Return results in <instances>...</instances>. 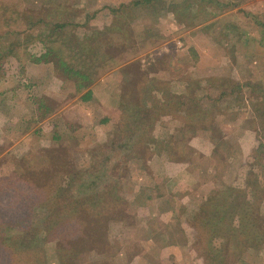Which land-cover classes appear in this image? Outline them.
Masks as SVG:
<instances>
[{"label": "rangeland", "instance_id": "1", "mask_svg": "<svg viewBox=\"0 0 264 264\" xmlns=\"http://www.w3.org/2000/svg\"><path fill=\"white\" fill-rule=\"evenodd\" d=\"M15 1L0 0V4L4 3L0 5V18L2 11L7 10L6 7L9 8L7 10L9 15H12L13 10H17ZM136 1L140 2L138 5L140 18L134 29L132 22L135 7L129 6ZM17 2H21L24 9L37 11L33 12L35 15L41 13L39 11L42 9H48L49 4H52L54 7L49 9L48 15L53 20L66 18L71 21L63 33L65 38H84L91 34V26L92 29L94 27L103 29L109 26L113 32L107 33L101 39L106 42L109 40L112 44L115 43L118 52H121L120 48L123 46L121 42L129 39L133 50L126 51L129 54L121 55L128 57L121 65L130 64L123 66L118 76H113L111 79L113 83L109 86L108 94L111 95L113 89L119 85L122 86L123 93L126 90L135 91L136 82L143 74H146L144 72L146 69H151L148 73L149 77H156L159 83L153 89V86L148 87L152 90L147 96L145 95L146 98L152 99L153 95L162 97V93H156V88L163 86L168 91L166 93L169 94V98L177 99L174 102L173 109L175 110L178 107L177 102L184 98V94L188 97L202 98L203 109L211 111L206 113L202 120V123L208 128H198L196 132L184 130L183 140L176 144H180L178 146L184 148L181 160L171 161L169 164V166L172 164L171 168L166 172L167 174H164V178L159 176L157 178V182L164 183L162 190L168 192L163 193L164 195L171 194L177 184L184 179L189 180L188 182L192 185L198 178L201 181L200 186H203L207 193L205 194L202 190L197 196L199 201L197 207H200L204 199L218 189L212 190L219 183V180L213 178L217 174L214 168L222 169V160L226 153L234 151L235 154L230 165L237 164L236 156L240 152V142L243 143L245 153H242L245 157L243 164L239 162L241 172L237 169L235 172V167L232 165L233 167L231 166L228 170L231 178L229 179L230 185L226 186L238 187L247 191L256 181L261 184L264 190V151L259 150V144L264 139L262 129L264 118L259 117L253 104L257 99H259L258 101L264 99V0H120L114 6L120 9L116 14L111 11L114 4L108 5V0H17ZM99 9L101 10L97 17L89 19V16ZM185 9H187V14L183 15ZM168 13L169 21L167 20L169 18L165 17ZM24 21L22 18H14L11 26L13 29L10 32L15 31L16 33L0 38V188L15 194H21V191L25 189L20 188V184L17 182L12 186H17L15 191L8 189L11 188L10 185H4L8 181H16L17 178L14 176L20 170L35 171L36 176L42 179L41 183L46 178L51 180L48 176L51 172L48 170H46L48 174L40 173L44 165L40 155L41 153L46 154L47 150H53L54 147L62 146L61 141L63 140L53 141L54 134L58 133L62 139H66L68 144H75L74 147L70 145L71 149L88 147L87 149L91 150L92 146L100 144L98 142L95 145L87 144L86 146L87 141H82L81 135L83 134L78 129L82 126L81 123L77 122L74 130L69 123L66 124L65 118H69V114H65L63 118L61 117L62 119L59 118L60 121L57 122L52 120L57 114L52 119L47 116L45 117L47 122L43 123V120L46 119L41 118V113L47 115L50 112L57 113L62 105L72 102V98L79 95L75 94V85L72 82L65 81L57 74L54 61L48 63L53 65L57 75L51 79V82L43 81L39 85L36 80H30L25 76L33 62L29 60L30 55L24 52L22 47L16 48L15 55H8L1 59L2 55H6L10 41H23L24 35L20 33L28 27ZM117 26L125 27L127 35L124 31L118 30ZM29 31L31 32V30ZM33 32L38 33L35 28ZM4 33L5 31L0 28V34ZM175 37H178V42H173ZM168 39L172 42L165 44ZM41 46L42 44L39 43L35 46L26 44L27 50L30 52L29 49H31L32 53L40 52ZM134 49L141 51L134 55ZM215 64L218 65L217 75H200L199 69L210 71V66ZM23 66H25L24 70H22ZM196 70H198L197 73ZM39 74L40 72H35L33 75L39 77ZM194 79L200 81L202 86L193 91L192 81ZM43 83L60 93L52 96L48 89H45L46 93L40 92L39 87H45ZM104 85L106 86V84ZM256 87L260 88L262 93L257 91L256 98H252L251 103L247 102L245 98L250 97L251 89ZM18 88H20L19 93L17 92ZM34 88L39 89V94H36L37 91L34 92ZM43 103L48 108L50 107L51 111L44 107L41 109L40 115H36L38 111L35 108L39 105L43 106ZM24 113L28 116V120L20 117ZM111 113L113 114L114 111ZM179 114L183 115L184 112L179 111ZM69 119L74 120L71 115ZM164 119L158 123V129L155 132L158 143L154 147L166 153L165 144L168 140L172 137L179 139V136H182L179 133V127L181 122L184 123V119L181 117L171 118L170 116L168 119ZM43 126L46 127L45 131L42 129ZM112 127L113 125L109 130L103 131V135L100 132L101 142L107 140ZM35 131L40 132L36 133ZM94 131L99 133V130L94 129ZM47 135L48 140L45 138ZM226 136H230L227 139L228 142H226ZM49 138L52 139V144L49 143ZM174 143L175 141H173ZM90 150L86 152L88 155L79 154L74 157L78 161L92 160L94 152ZM212 151L214 154L209 157ZM72 152L79 151L72 150ZM235 157L236 159H234ZM149 161L145 163L143 160L132 159L127 163L130 176L123 180L124 184L122 185L124 194L130 201L135 197L133 194L136 191H145L148 187L154 186L153 183L156 179L152 177L155 175L149 173ZM231 171H234L233 176H231ZM115 174H118V169L115 170ZM219 174L220 172L218 176ZM54 175L58 177L55 183H60L59 174L54 173ZM63 186L65 187V183ZM262 191L259 192L264 198ZM247 194L249 195L251 192ZM83 208L77 213L84 212ZM136 208L135 202L129 204V210L132 213L136 211ZM143 213H146V201L140 203L139 209L134 213L136 215L132 225L126 224L130 221H125L126 223L112 221L110 223L109 238L107 237L105 241L106 244L113 243L116 247L114 251H117L114 254L108 253L111 255L109 257L112 260L111 264H204L202 254L205 252V245L196 240L198 239L196 237L197 229L195 224H192L193 218H187L191 224H189L188 243L184 245L180 240L186 237H181V233L167 235L157 241L152 238V236H158L159 223L156 219L152 221L153 229L150 233L151 228L145 227L149 223L145 224V214ZM260 213L264 215V202ZM38 214L41 216L42 211H39ZM185 214L189 217V212ZM157 220L159 219L157 218ZM31 224L37 227L41 225V222L33 220ZM151 234V240L150 238L146 240ZM80 235L83 236V233L80 232ZM163 244L172 246L165 250L162 248ZM162 249L163 252H161ZM48 250L51 258L50 263L59 264L54 248L49 247ZM7 254L0 247V264H6L3 260L8 259ZM81 254L82 260H78H81L83 264H92L95 260L104 258V255L99 256L95 250L83 251ZM245 260L251 264H264V249L248 250Z\"/></svg>", "mask_w": 264, "mask_h": 264}, {"label": "trees", "instance_id": "2", "mask_svg": "<svg viewBox=\"0 0 264 264\" xmlns=\"http://www.w3.org/2000/svg\"><path fill=\"white\" fill-rule=\"evenodd\" d=\"M15 2L17 10H13L12 15L17 19H24L28 27L20 33L24 35L23 41H10L6 55H2L1 59L15 55L16 48L22 47L33 63L54 61L57 74L75 85V94L84 92L81 96L83 101L92 99L91 86L96 81L128 59L121 55L129 54L126 51L132 49L129 39L121 42L123 46L120 51L125 53L118 52L115 43L102 41V36L113 32L109 26H103V29L91 28V34L84 38H65L63 33L71 21L66 18L53 20L48 15L49 9L54 7L52 4H49L51 8L42 9L39 11L41 13L35 15L33 12L37 11L24 9L21 2ZM139 3L136 1L129 7L138 6ZM7 10L1 13L0 28L5 33L0 34V38L16 33L10 32L14 18ZM186 10L182 11L183 15L187 14ZM111 11L116 14L120 9L111 8ZM99 12L100 10L93 12L89 19L97 17ZM34 28L38 33L33 32ZM118 30L127 35L125 27L120 26ZM38 43L42 44L40 52L32 53L29 49L30 53L27 50L26 44L35 46ZM140 51L134 49L133 54ZM24 69L25 66L22 67V70ZM150 70L146 69V74L136 82L135 91L122 92L119 108L103 118L104 123L112 122L113 125L105 142H99L100 144L92 146L91 150L87 149L88 147L71 149L70 145L74 147L75 144H68L66 139L56 133L53 141L63 140L61 144L65 146L62 144L64 147H54L53 150H47L46 154L40 155L45 165L40 173L51 172L48 174L51 180L46 178L41 183L42 179L36 176L35 171L23 169L14 176L16 181H8L4 185H10L11 188L8 189L15 191L17 186H12L15 182L19 183L20 188L25 189L21 194L0 188V247L8 253V259H2L3 262L51 264L48 249L53 247L59 264H83L81 253L88 250H95L99 256L104 255L103 259H97L96 263L92 264H111V255L108 253L114 254L117 251H114L116 247L113 243L106 244L105 241L110 223L130 221L126 224L132 225L136 215L134 213L147 197L145 193L139 192L135 200L130 201L124 194L123 180L130 176L127 163L132 159L146 163L154 154L161 153V149L154 147L158 143L155 132L160 120L166 117L184 119V123L181 122L179 127L182 136H179V139L172 137L165 144L171 161L181 160L184 148L176 144L183 140L184 130L196 132L198 128H208L202 120L206 113L211 111L203 109L202 98L184 94V98L177 102L176 110L173 108L177 99L169 98L164 86L156 88V93H162V97L153 95L152 99L146 98L149 91L159 83L156 77H149ZM192 85L193 91L202 86L196 79L192 81ZM150 86H153L152 89H148ZM257 91L262 93L260 88H252L250 97L245 98L246 101L251 103L252 98H256ZM258 100L253 104L255 111L263 119L264 99ZM44 107L51 111L50 107L43 103V106L36 107V115H40ZM179 111L184 114L180 115ZM50 114L51 112L48 113ZM41 115V118L48 116L42 113ZM262 129L264 131V125ZM68 142L70 143V140ZM87 150L94 152L92 160L78 161L74 157L79 154L88 155ZM259 150L264 151V139L259 144ZM114 160L117 162H113ZM54 173L59 174L60 183H55L58 177ZM64 183L65 187H62ZM251 185L247 191L233 186L214 190L204 199L193 216L195 222L192 221V224L194 223L197 229L196 240L205 245V252L202 254L204 264H251L245 260L246 252L251 249H264V215L260 213L264 198L259 192L263 189L256 181ZM249 192L251 194L248 195ZM132 202L137 206L134 213L129 210V204ZM82 208L84 212L77 213ZM89 209L91 211L88 212ZM39 211H42L41 216ZM33 220H39L41 225L32 226ZM102 244H105V247Z\"/></svg>", "mask_w": 264, "mask_h": 264}, {"label": "crops", "instance_id": "3", "mask_svg": "<svg viewBox=\"0 0 264 264\" xmlns=\"http://www.w3.org/2000/svg\"><path fill=\"white\" fill-rule=\"evenodd\" d=\"M102 1V0H101ZM104 1V0H103ZM120 0H108L109 3H107L108 5H113V8H116L114 6H116L118 4ZM105 4V3H104ZM101 10V9H99ZM133 12L135 13L134 18H133V22H132V26L135 29L137 27V23L139 22V16H138V6H135V8L133 9ZM168 21L170 20V16L169 13L167 15H165ZM92 28V26H91ZM95 28V27H94ZM97 28V27H96ZM173 42H178V37H175L173 39ZM166 42L170 43L172 42V40L168 39ZM169 45V44H168ZM130 63H125L124 65H121L119 67H116L115 69L111 70L110 72H108L107 74H105L104 76H102L98 81H96L92 86V92H93V97L91 100L88 101H83L81 99V96L84 94L81 93L78 96L72 98V102H68L67 104H64L61 106V108L58 110L57 113H51L50 118L52 119L56 114L55 118H53L52 120L60 121L59 118H63L64 115L69 114V118L70 115L72 116V119H74L73 121L71 119H69L68 117L65 118L66 119V124L69 123L70 127L72 128V130L75 129V125H77V122H80L82 126H80V128L78 127V129H80V131L82 132L83 135L82 136V141H87V144L89 146L95 145L98 142H101V136L104 134L102 133L103 131H107L111 128L112 126V122H107L104 123L102 120L105 117H108L111 114V111H114L116 109L119 108L120 103H121V97H122V86L119 85L117 86L116 89H113V91L111 92V95L108 94V90H109V86H111L110 84L113 83L112 82V78L113 76H118L120 73V69L123 68V66H128ZM218 68V65L215 64L213 66H210V71H206V70H202L199 69L200 71V75H206V76H213V75H217L216 69ZM198 69V68H197ZM198 70H196L197 73ZM35 72H40L39 77L38 76H34L33 74ZM56 72L54 70V67L51 63H32V65L29 67L27 73H26V77H29L30 80H36L38 82L39 85H41V83L43 81H48L51 82V79L54 78L56 76ZM111 80V81H110ZM44 84V83H43ZM106 84V86L104 85ZM45 86V84H44ZM115 87V86H114ZM40 92H45V89L49 90V94H52V96H54V94H59L60 92H58L57 90L54 91L53 89L49 88V86H45V87H39ZM39 89L34 88V92L37 91L36 94H39ZM21 90H23L21 88ZM20 88L17 89V92L19 93ZM46 93V92H45ZM74 96V95H73ZM36 110V108H35ZM59 114V115H58ZM53 115V116H51ZM10 116V115H9ZM81 116V117H80ZM20 117L25 118V120H28V116L26 115V113L21 114ZM48 118V119H50ZM61 118V119H62ZM46 119V118H44ZM165 119H168L165 118ZM164 119V120H165ZM47 122L46 120H43V123ZM53 123V122H52ZM54 124V123H53ZM79 124V123H78ZM68 128V127H67ZM42 129L45 131L46 127H42ZM95 130H99V133H95ZM36 132V131H35ZM40 131H37L36 133H39ZM100 132L102 133V135H100ZM29 133V132H28ZM43 134V133H42ZM30 135V134H28ZM54 136V135H53ZM29 138V136H27ZM38 138L40 140H42L40 138V136H38ZM48 140V135L47 137ZM228 138H230V136H226V142H228ZM53 139V137H52ZM51 138H49V143L52 144ZM43 143V141H41ZM240 148V152L239 154L236 156L238 159L237 164H231V160H233V156L235 154L234 151H231L229 153H226L224 160H222L223 163V167L222 169H216L217 174H215L213 176L214 179L219 180V183L217 186H214L212 188L216 189V188H225L227 187L226 185H230L229 183V179L230 178V173H228L229 169L231 168L232 165H234L235 167V172L236 169L240 171V165L239 162H241L243 164V160L245 159V157H243L244 153V148H243V143L240 142L239 145ZM243 153V154H242ZM214 154V152L212 151L210 156ZM236 157L234 159H236ZM242 158V161H241ZM171 163V160L168 156V153H158L155 154L149 161L148 163V170L149 173H151V175H155L152 176L153 178L156 179V181H154V186L153 187H148L145 191L143 190H138L136 191L133 195L135 197H133L132 201H134L137 197V195L139 194V192H143L145 193L146 197V213L145 217H144V221L145 224L149 223V225H145L146 228H151V231H149L150 233L152 232L153 229V224L152 221L154 219H156V221L159 223L158 227H159V233L158 236H152L149 235V237H147L146 240H151V236L152 238L156 239V241L158 239H160L161 237H166L167 235L170 236L171 234H179L181 233L183 238V240H180L184 245H187L188 243V234H189V221L187 220V218H193V216H195V213L198 211L197 205L199 204V201L197 200V196L200 194V192L203 190L204 191V187L200 186V180L197 178V181L195 183H193L191 185V183H189L187 179H184L182 182H179L176 186V189L173 191L172 193L169 195H164L163 193H168L164 190H162L163 187V182H157V178L158 176L161 178H164V174L166 172H168L171 168V165L169 166V164ZM241 164V165H242ZM233 167V166H232ZM234 169V168H232ZM189 170V169H188ZM234 171H231V176H233ZM220 172L219 176L218 173ZM238 172V171H237ZM241 172V171H240ZM167 174V173H166ZM202 175V173H201ZM200 175V176H201ZM213 179V181H214ZM232 182V181H231ZM157 183L160 185H157ZM203 187V189H202ZM199 190V191H198ZM205 194L206 191H204ZM170 204V206H168ZM189 212V217H187V214L184 215V213ZM161 217H163V220H161ZM157 218L159 220H157ZM143 222V219L141 220ZM172 222V224H171ZM173 223L174 227H173ZM172 226V227H171ZM178 226H181L180 228ZM156 244V243H154ZM169 244V243H168ZM166 245L163 244L162 248L165 249L169 246L172 245ZM182 247V246H180ZM179 247V248H180ZM163 249L161 250V252H163ZM167 250V249H165Z\"/></svg>", "mask_w": 264, "mask_h": 264}]
</instances>
